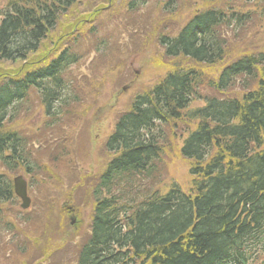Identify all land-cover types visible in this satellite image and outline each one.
Wrapping results in <instances>:
<instances>
[{
    "label": "trees",
    "instance_id": "obj_1",
    "mask_svg": "<svg viewBox=\"0 0 264 264\" xmlns=\"http://www.w3.org/2000/svg\"><path fill=\"white\" fill-rule=\"evenodd\" d=\"M245 1V10L194 13L174 36L159 38L165 55L223 63L233 31L246 33V23L262 18L256 23L264 35V0ZM75 2L9 0L0 11V60L37 53ZM52 54L25 71L0 73V168L20 166L29 175L41 168L25 150L27 138L7 124L33 90L49 124L69 106L64 75L79 56L69 47ZM202 86L212 92L203 95ZM177 122L186 126L177 152L189 163L193 188L185 193L173 185L161 194L155 185L167 173L159 165L163 125ZM104 147L109 159L90 192L75 264H264V50L238 56L215 78L191 66L169 69L118 114ZM12 198L0 172V202Z\"/></svg>",
    "mask_w": 264,
    "mask_h": 264
},
{
    "label": "rangeland",
    "instance_id": "obj_2",
    "mask_svg": "<svg viewBox=\"0 0 264 264\" xmlns=\"http://www.w3.org/2000/svg\"><path fill=\"white\" fill-rule=\"evenodd\" d=\"M8 1L0 0V11ZM246 5L245 0H76L37 53L17 63L0 60L1 73L25 71L65 47L79 56L64 75L71 86L69 106L61 110L58 121L48 123L33 90L7 124L27 138L25 150L41 168L32 175L20 166L17 171L0 168L10 182L23 174L31 199L25 211L15 196L0 202V264H75L76 249L88 231L90 192L109 159L104 142L118 114L171 68L191 66L204 77L215 78L223 65L238 56L264 50V35L256 23L262 18L246 23V33L233 31L225 61L215 65L167 57L159 38L174 36L205 8L245 10ZM201 91L206 95L211 90L202 86ZM213 94L233 96L237 91ZM185 127L182 122L163 125L167 143L161 146L159 165L167 173L155 185L161 194L171 185L186 193L193 188L189 163L177 152ZM66 208L75 210L72 216L81 221L70 225Z\"/></svg>",
    "mask_w": 264,
    "mask_h": 264
},
{
    "label": "water",
    "instance_id": "obj_3",
    "mask_svg": "<svg viewBox=\"0 0 264 264\" xmlns=\"http://www.w3.org/2000/svg\"><path fill=\"white\" fill-rule=\"evenodd\" d=\"M26 182L21 176H16L13 179V191L15 195L20 199V207L22 209L28 208L30 199L27 195Z\"/></svg>",
    "mask_w": 264,
    "mask_h": 264
}]
</instances>
